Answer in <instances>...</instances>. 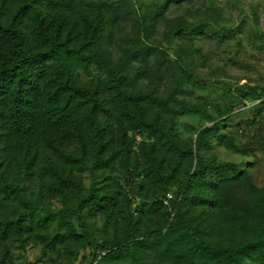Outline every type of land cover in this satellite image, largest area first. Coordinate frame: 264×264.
Listing matches in <instances>:
<instances>
[{"label":"trees","instance_id":"16d2710c","mask_svg":"<svg viewBox=\"0 0 264 264\" xmlns=\"http://www.w3.org/2000/svg\"><path fill=\"white\" fill-rule=\"evenodd\" d=\"M184 1L210 7L147 0L133 20L135 0H0V264L32 248L39 264H264V186L210 153L235 150L220 119L245 102L262 101L261 127L264 87H229L225 105L182 97L210 83L184 47L206 21L170 19L175 56L152 38ZM121 19L134 29L114 59ZM197 112L211 124L184 136L180 117Z\"/></svg>","mask_w":264,"mask_h":264},{"label":"rangeland","instance_id":"374dc122","mask_svg":"<svg viewBox=\"0 0 264 264\" xmlns=\"http://www.w3.org/2000/svg\"><path fill=\"white\" fill-rule=\"evenodd\" d=\"M135 8L130 11L133 20L140 15L139 6L147 0H135ZM204 1L192 3L184 1L182 4L172 3L162 14L157 23V34L152 39L158 38L171 56L176 55V49L180 44L178 37H170V19L181 17L185 21L204 19L206 21L205 31L208 33H197L189 43L199 51L197 60L192 64L194 71L200 77L210 80L206 88L195 86L185 87V99L203 105L216 101L220 105L227 103V90L229 87L236 89L249 85L264 87V0H207L209 9L203 5ZM201 7V9H199ZM216 8L215 14L212 8ZM220 9L224 12L219 15ZM257 14L258 22L253 19V13ZM120 31H117L115 40L107 48L111 57H121L122 37L120 33L127 34L133 31L131 23L121 19ZM224 27L223 37L220 38V30ZM257 36V44L254 45L248 40V36ZM224 39V40H222ZM229 39V42H225ZM109 43L106 42V46ZM183 45V44H181ZM155 80L159 81V93L167 96L173 89V82L162 73ZM163 76V77H162ZM215 83V85L213 84ZM235 93H237L235 91ZM262 101L255 103L245 102L234 113L223 117L224 126L222 132L229 135L228 141L235 150H228L225 146L215 144L211 147L210 153L216 154L220 159L232 161L242 167H249L253 173L254 180L259 186H264V122L261 127L250 129L249 121L259 115L258 109ZM215 112L214 107L211 108ZM260 120H264V113L260 114ZM219 120V121H220ZM211 121L202 113H193L180 117L178 127L184 136L195 133V128L210 125ZM140 139V137H138ZM247 152L242 154L241 150ZM18 255L16 264H39L35 263L39 249L32 248L22 254L20 249H14Z\"/></svg>","mask_w":264,"mask_h":264},{"label":"built area","instance_id":"2783aa9c","mask_svg":"<svg viewBox=\"0 0 264 264\" xmlns=\"http://www.w3.org/2000/svg\"><path fill=\"white\" fill-rule=\"evenodd\" d=\"M264 20V19H263ZM168 197H172L171 193L168 194Z\"/></svg>","mask_w":264,"mask_h":264}]
</instances>
